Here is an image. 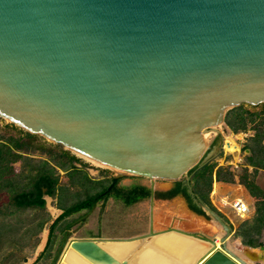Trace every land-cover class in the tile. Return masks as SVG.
<instances>
[{
  "label": "water",
  "instance_id": "water-1",
  "mask_svg": "<svg viewBox=\"0 0 264 264\" xmlns=\"http://www.w3.org/2000/svg\"><path fill=\"white\" fill-rule=\"evenodd\" d=\"M261 103L264 0H0V117L114 171L76 221L121 177L150 179L147 232L70 238L56 264H131L101 244L170 231L211 243L200 264H251L229 248V223L191 177L212 157L204 134H220L230 109ZM180 178L221 228L218 247L153 229L154 180Z\"/></svg>",
  "mask_w": 264,
  "mask_h": 264
},
{
  "label": "rangeland",
  "instance_id": "rangeland-1",
  "mask_svg": "<svg viewBox=\"0 0 264 264\" xmlns=\"http://www.w3.org/2000/svg\"><path fill=\"white\" fill-rule=\"evenodd\" d=\"M244 110L247 111L244 113L245 115L249 114V117L255 119L254 123L248 124V128L245 131L233 132L225 123H223L218 126L220 134L216 135L211 132L208 134L209 136L205 138V140L211 145L209 151L212 155L210 163H213L215 167L221 166L232 170L236 175L235 181L231 183L218 182L213 179L207 197L211 205L222 215L225 221L232 224L234 227L231 229L232 235L228 239L229 248L242 256H245L243 254L249 252L252 259L248 260L251 264H264V252L260 251L261 249L264 251L263 248L251 247V249L246 251L244 249L246 245L241 242V239L239 237H234L235 227H237L243 220L251 217L254 213L256 199L249 194L248 190L242 184L239 183L238 176L242 174L243 168L247 165L246 155L248 151L245 149V146L249 143V138L254 133V130L252 129L253 125L257 121H264V103L258 104L256 107L244 106ZM18 129L19 128L16 126H11L10 122L7 120H0V136H18ZM227 140L236 145L234 150L228 149L226 145ZM35 142L43 145L44 148H30L29 155L34 157L35 160L45 161L50 159V164L56 168L57 171L58 185L63 187L61 191L57 192L54 198L46 197V211L50 213V219L46 222V225H49L52 219L57 217L61 212V209L57 208V202L59 200H61V203L64 205L76 202L78 199L84 198L87 193L92 194L99 190L100 184L98 182L103 178L110 179L114 173L111 169L95 165L87 159L76 156L82 161L80 163H83L84 168L78 169L76 167L79 171L73 172V177L71 178L69 173L72 172H67L57 166L64 161V158L60 160L56 156L60 153L63 147L59 144L47 141L38 135ZM77 164L78 165L75 166L80 165L79 163ZM21 165V163H16L13 167L17 168ZM249 171H252L251 167H249ZM180 179H155V190L159 192L166 191L172 188L176 181ZM254 179L257 185L264 191V170L259 169L256 172ZM137 185L149 187L150 179L143 176L127 175L118 180V186L124 187L125 189ZM236 198H240L247 203L250 209L247 214L239 216L234 213L231 208V203ZM149 205V198L139 200L130 205H124L122 201L116 199L114 196H109L104 200H98L91 213L86 215L82 220L76 221L75 223L72 222L77 217L84 215L86 210H81L66 216L64 220L61 221L64 226L70 225L66 236L61 241L62 244L58 246L55 251H53L54 242L51 237L50 246L38 254L42 247V245H39L46 238L47 227H45L44 230L40 232L38 231L36 234L29 233L28 235H25L21 238L23 239L22 241H20V238H17V240H15V242L17 241L16 244L15 242L9 244V242L6 241L4 244L5 246L0 252V264H56L66 242L70 238L84 235L119 238L132 237L145 233L147 232L149 222ZM6 210H8V208ZM152 213L153 229L155 231L175 228L186 232L196 233L210 239H216L219 236V233L222 234V232H220L221 228L212 218L204 215L203 217H196L190 213L187 210L183 197L179 194L169 199L155 198ZM3 215L5 214H0V219ZM41 216V213L38 215L33 209L20 210L14 214L12 220L16 221L17 219H20V223L23 220H31L33 223H36L37 219ZM28 226L31 227L30 224ZM198 240L205 242L201 239ZM22 242L24 243L23 245ZM37 242L38 245H36ZM253 256H256V259H254Z\"/></svg>",
  "mask_w": 264,
  "mask_h": 264
},
{
  "label": "trees",
  "instance_id": "trees-1",
  "mask_svg": "<svg viewBox=\"0 0 264 264\" xmlns=\"http://www.w3.org/2000/svg\"><path fill=\"white\" fill-rule=\"evenodd\" d=\"M244 106L256 107L258 105L242 104L226 113L224 123L233 132L245 131L249 123L255 122V119L248 116L249 114H244L247 112L244 110ZM0 120H2L1 117ZM10 125L16 126L12 123ZM16 127L19 128L18 126ZM252 129L254 133L249 138V143L245 146L248 151L246 155L247 165L243 168L242 174L238 176V180L256 201L253 215L235 227L234 237H239L246 246L264 249V191L254 179L259 169L264 170V121H257ZM18 130V136H0V214H5L0 219V252L6 241L9 244H13L17 238L22 241L23 239L21 238L25 235L29 233L36 234L43 228L50 219V213L46 211V197L54 198L57 192L63 188L58 185L57 171L50 164V159L45 161L35 160L34 157L29 155L30 148H44L43 145L35 142L37 135L28 133L21 128ZM56 156L60 160L64 158V161L57 166L67 172H72L69 173L71 178L73 177V172L79 171L73 162L80 159L69 151L62 149ZM16 163H21L22 165L15 168L13 165ZM249 167L252 168V171H249ZM235 176L232 170L221 166L215 167L213 163L208 162L194 171L191 177L192 187L194 192L222 217L211 205L207 195L213 179L218 182L231 183L235 181ZM98 183L100 184L99 190L92 194L87 193L84 198L78 199L76 202H72L69 205H64L61 200L57 202V208L61 209L62 212L50 225L49 243L50 234L57 222L81 210L87 211L91 204V198L103 193L110 183V179L103 178ZM177 194H182L187 198L192 210L201 215L204 214L202 210L191 203L185 187L181 184V179L176 181L173 187L166 191H155V198L169 199ZM109 196H114L122 201L124 205H130L139 200L149 198V188L144 185H137L125 189L124 187H119L117 181L113 188L99 197L97 201L104 200ZM7 208L8 210H6ZM32 209L38 215L40 213L42 215L37 219L36 223L31 220H23L21 223L19 222L20 219L12 220L16 212ZM29 224L33 228L29 227ZM229 225L231 229L234 228L232 224Z\"/></svg>",
  "mask_w": 264,
  "mask_h": 264
},
{
  "label": "bare ground",
  "instance_id": "bare-ground-1",
  "mask_svg": "<svg viewBox=\"0 0 264 264\" xmlns=\"http://www.w3.org/2000/svg\"><path fill=\"white\" fill-rule=\"evenodd\" d=\"M208 134L205 133L204 137L209 136ZM226 145L230 150H234L236 147L233 142L228 140ZM88 161L100 165L95 161ZM219 234L215 241L217 247L220 245L221 233ZM205 242L176 231H170L158 233L146 240L107 241L101 245L118 259L127 258L131 264H200L201 256L211 247V243ZM235 254L245 259L237 252Z\"/></svg>",
  "mask_w": 264,
  "mask_h": 264
},
{
  "label": "crops",
  "instance_id": "crops-1",
  "mask_svg": "<svg viewBox=\"0 0 264 264\" xmlns=\"http://www.w3.org/2000/svg\"><path fill=\"white\" fill-rule=\"evenodd\" d=\"M150 206V205H149ZM62 212V211H61ZM60 212V213H61ZM59 213V214H60ZM58 214V215H59ZM57 215V216H58ZM149 215H150V209H149ZM82 216V215H81ZM80 216V217H81ZM80 217H77L75 220H73L72 222H74L75 223V221L76 220H78ZM56 217H54L53 219H52V221H51V223L54 221V219H55ZM64 220V218L62 219V220H60L59 222H57V224L54 226V228L52 229V232H51V234H50V238L52 237V240H53V242H54V244H53V251H55L56 250V248L58 247V246H60L61 244H62V240H63V238L66 236V234H67V230H68V227H69V225H67V226H64V224H62L61 223V221H63ZM51 223L49 224V225H44L43 226V228L40 230V231H42V230H44L45 229V227H47V234H46V238H45V240L43 241V242H41V244L39 245V246H41L42 245V247H41V249H40V251H39V253L38 254H40V252H43L48 246H50V243H51V239H50V243H49V241H48V238H49V233H50V225H51ZM148 228H149V222H148ZM148 228H147V230H148ZM39 231V232H40ZM220 235V234H219ZM80 237H96V236H94V235H84V236H80ZM39 241V240H38ZM36 245H38V242H37V244ZM52 251V252H53ZM256 256H253V258L254 259H256L255 258ZM250 258H251V256H250ZM26 260V259H25Z\"/></svg>",
  "mask_w": 264,
  "mask_h": 264
},
{
  "label": "built area",
  "instance_id": "built-area-1",
  "mask_svg": "<svg viewBox=\"0 0 264 264\" xmlns=\"http://www.w3.org/2000/svg\"><path fill=\"white\" fill-rule=\"evenodd\" d=\"M231 208L234 211V213L239 216H243L250 211L247 203L240 198H236L232 201Z\"/></svg>",
  "mask_w": 264,
  "mask_h": 264
},
{
  "label": "flooded vegetation",
  "instance_id": "flooded-vegetation-1",
  "mask_svg": "<svg viewBox=\"0 0 264 264\" xmlns=\"http://www.w3.org/2000/svg\"><path fill=\"white\" fill-rule=\"evenodd\" d=\"M80 162H82V161H76V162H74V165H78L77 163H79L80 165L79 166H76L78 169L79 168H81V169H83L84 168V165H83V163H80ZM186 202L188 203V205H189V207H190V204H189V202H188V200H187V198H186Z\"/></svg>",
  "mask_w": 264,
  "mask_h": 264
}]
</instances>
